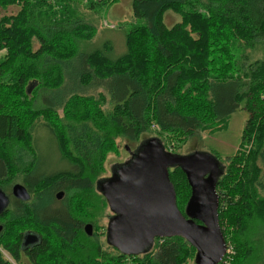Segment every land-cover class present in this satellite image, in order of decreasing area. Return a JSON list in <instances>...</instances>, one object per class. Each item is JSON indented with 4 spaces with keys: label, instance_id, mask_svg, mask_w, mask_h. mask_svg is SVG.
<instances>
[{
    "label": "trees",
    "instance_id": "obj_1",
    "mask_svg": "<svg viewBox=\"0 0 264 264\" xmlns=\"http://www.w3.org/2000/svg\"><path fill=\"white\" fill-rule=\"evenodd\" d=\"M79 1L0 0V14L9 4H18L15 13L0 15V187L10 194L7 182L17 177L31 193L27 202L10 195L0 217L9 214L50 231V236L35 231L40 239L32 247L22 248L24 232L2 247L18 264H184L190 257L196 264V249L180 236L156 237L147 251L132 254L105 239L115 251L109 253L93 232L89 236L81 231L82 221L68 200L70 195L89 198L94 183V194L109 208L95 188L103 177H95L105 150L115 147L117 139L129 144L136 137L138 143L150 137L161 141L152 129L179 132L185 138L216 131L245 100L248 116L242 138L250 147L247 156L237 151L233 155L245 162L224 165L216 182L219 225L234 227L227 230L232 253L217 264H264V0H131L133 17L146 23L123 33L125 51L116 57L109 40L80 51V41L90 40L94 28L74 15ZM85 1L86 9H94L118 0ZM166 11L179 20L167 25ZM219 43L247 49L258 45L262 54L248 64V72L243 68V74L235 76L229 73L233 64L225 59L231 47L220 50L223 57L217 58ZM68 70L74 83L67 91L72 92L50 102L45 95L60 93ZM180 82L185 85L182 92L177 90ZM89 85L107 92L108 108L102 93L95 99L80 91ZM258 90H263L259 99ZM57 105L67 107L59 117L63 146L45 116L54 114ZM169 169L178 201L177 187L184 184L188 193L190 187L179 166ZM228 174L240 175L231 182L230 192H239L230 200L228 191L219 190ZM58 190L64 192L61 200L54 196ZM186 200L178 201L183 214ZM222 233L229 249L226 231ZM0 264L12 263L0 254Z\"/></svg>",
    "mask_w": 264,
    "mask_h": 264
},
{
    "label": "water",
    "instance_id": "obj_2",
    "mask_svg": "<svg viewBox=\"0 0 264 264\" xmlns=\"http://www.w3.org/2000/svg\"><path fill=\"white\" fill-rule=\"evenodd\" d=\"M179 166L190 187L184 214L176 206L175 190L168 171ZM112 176L100 178L96 190L106 198L108 216L106 241L125 254L147 251L158 237L180 236L196 249V264H217L225 255L226 243L219 225L216 182L223 172L211 155L194 152L178 155L166 151L156 137L139 142L128 163L111 166ZM15 199L27 201L30 194L21 183L11 186ZM63 191L56 192V199ZM9 196L0 188V215L9 205ZM1 227V226H0ZM92 234L90 223L83 226ZM40 236L26 231L22 248L38 243Z\"/></svg>",
    "mask_w": 264,
    "mask_h": 264
},
{
    "label": "rangeland",
    "instance_id": "obj_3",
    "mask_svg": "<svg viewBox=\"0 0 264 264\" xmlns=\"http://www.w3.org/2000/svg\"><path fill=\"white\" fill-rule=\"evenodd\" d=\"M130 1L131 0H118L116 3L113 4V6L110 5L108 7H96L94 9H91V8L86 9L87 2L85 0H81L78 2L80 7L73 8L74 15L77 17H80L84 22H86L88 25L94 28V32L90 40L80 41V51L81 52L86 53L93 49H96L100 47L104 41H107V40L114 43V51L112 52L113 57L119 56L125 51L123 33L127 31L131 26L143 25L146 23L143 18L133 17L132 12H131ZM17 6L18 4L16 3L12 5L9 4L5 8V10H1V14L15 13L18 9ZM69 6H71V2L65 5L66 8ZM178 20H179L178 15L172 13L171 11L165 12L164 22L167 25H171L172 23ZM208 36H211V35H208ZM215 39L217 40V38ZM218 41H220V39H218ZM37 46H38V43H34V48H36ZM229 47L231 48L230 50L225 52V56L227 54H229L230 56L227 55L228 58H225V59L227 60V62L229 61L233 64L230 66L229 73L235 76L237 75V73L240 75L243 74L244 72L243 68L245 69L246 72H248L247 70L250 65L249 63H253L254 60L261 57V54H262L261 47H259L258 45L252 49H247V47H244V46L240 48L238 43H236L235 46H233V43L228 44L226 46L225 45L223 46L221 43H219V46L216 47V52H215L217 58L223 57V54L220 52V50L224 51L225 49H228ZM244 55H245V58H244ZM66 76L67 77L63 83V84L65 83L66 84L62 89H60L61 91L58 95L55 93L50 94L48 92H42L45 94L48 93L45 96L48 98L50 102L56 103L62 100L67 95V93L72 92V91H69L71 90V88H69L68 91H67V88L70 87L71 84L74 83L72 79L73 75L69 71V73L66 72ZM244 77L245 75H242V78ZM184 89H185V85L183 86V83L180 82L178 84L177 90L179 92H182L184 91ZM38 90L39 88L36 86L32 90L31 96L32 97L35 96ZM80 91L81 92L84 91L86 95H92L93 97H95V99L97 98V94L102 93L105 96V103H104L105 107L108 108L111 105L107 92L100 87H93V85H89L87 89L81 88ZM262 91L263 90L257 91L259 93L257 95L258 99L260 96H262L261 94ZM55 107L56 109H53L54 114H50V115L46 114L45 116L47 118V121H49L50 124L57 131V137H58L59 143L61 144V146H63L65 137L63 136V134H61V129H60L59 124L62 120L60 121L59 117L65 115V113L67 112V107L64 105L63 106L57 105ZM247 116H248V112L245 109V100H244V102L241 101V105L237 109H235L233 112L230 113L229 117H227L226 119L222 121V123H224L223 126L219 127V129L216 131H212V132L201 131L199 132V135L191 136L189 138L187 137L185 138L183 135L179 134V132H168V133L162 132L161 133L159 131H156L158 129H152V132L154 134H157V136L161 138V141H162L161 143H163V146L167 151L171 153H178V155H188L194 152H201V153L211 155L217 161L219 170L221 171L224 165L226 168H228L230 164L231 166H234V165L242 166L245 162V158L241 157L242 162L239 163V159L234 160L233 155L237 151L241 153L243 156H247L250 143L247 142L246 140H243L242 138L243 128H244ZM149 134L153 135L152 133H149ZM242 140L245 142H243ZM138 141H139L138 137H136L135 141L132 142L133 144H129L124 140L117 139L115 142V147L110 146L108 149L105 150V153H104L105 156L103 158L102 167L97 172L98 176L96 175L95 179L97 177L109 176L110 166H112L113 164H117V162H121L122 160L128 157V153L124 151L123 146L128 145L129 147L133 148L138 143ZM63 152L66 155L65 149L63 150ZM66 156H69V155H66ZM239 176L240 175L233 177V175L228 174L226 179L222 180V183L219 187V190L221 191H225V190L226 192L228 191L227 194L229 195L227 198L229 200L234 199V196H237V195H233V194H237L239 192V191L237 193L230 192V189H229L230 186L232 185L231 182L234 184L235 179L238 178ZM17 182L21 183L19 178L17 177L13 180H9V182H7L8 186L6 187L10 188L12 184L17 183ZM44 185L45 183L42 184V186ZM42 186H40L39 188L42 189ZM177 191L179 193V195H177L178 201L183 202L186 199H188L186 198V196L190 192L189 193L187 192V188L184 186V184H180L179 187H177ZM37 192H39V190H37ZM226 192H224V194H226ZM94 193H96V191L94 190V183H93V192L89 194V198L87 196L84 199H79L77 197H71L72 195H70V198L68 200L69 207L72 213L76 217L81 219L82 221L81 231L82 232L84 231L83 225L85 223H90L92 227L93 236L98 239L99 243L103 245V248L107 252L113 253L115 252L114 249L109 247L105 243V239H106L105 228L109 220L108 216L112 215V212L108 208V206H105V204L103 206L102 202L100 201V197ZM261 196L264 197V194ZM63 197L64 196H62L60 200ZM91 197L93 200L91 199ZM178 201H176V206L178 205L180 206V203ZM185 203L186 202H184V205ZM179 206L177 208H179ZM218 206H219V202H218ZM0 225H1L0 254L2 255L4 259L8 260L12 264H18V263H16L11 258L10 256L11 254L5 248L2 247L5 244V241L12 242L14 237H16L21 232H25L27 230L28 231L33 230V231L40 232L43 236H50L49 229L40 227L38 225L36 226L31 221H25L24 219H14L13 217L10 218L9 214H4L0 217ZM233 228H234L233 226H230V224H227V223H224V225H222L221 227L222 231L223 230L224 232L226 231L229 246L232 244L231 239H230L231 232L227 230H230V231L234 230ZM229 250H232L231 246ZM20 256L23 257V255H20ZM186 261L187 263L189 262L193 264V258L191 259V257L187 260L185 259L184 264L186 263Z\"/></svg>",
    "mask_w": 264,
    "mask_h": 264
},
{
    "label": "flooded vegetation",
    "instance_id": "obj_4",
    "mask_svg": "<svg viewBox=\"0 0 264 264\" xmlns=\"http://www.w3.org/2000/svg\"><path fill=\"white\" fill-rule=\"evenodd\" d=\"M139 145V143H137L133 148H131V147H129L128 145H124L123 146V148H124V151L126 152V153H128V157L127 158H125L124 160H122L121 162H117V164H122L123 165V163H128L131 159H132V156H133V154H134V151H135V149L137 148V146ZM114 165V164H113ZM112 165V166H113ZM110 169H111V166H110ZM112 176V173H111V170H110V175L109 176H107V177H105V178H110ZM19 183V182H18ZM22 184V183H21ZM13 185V184H12ZM11 185V186H12ZM23 185V184H22ZM1 188V187H0ZM2 189V188H1ZM27 189V188H26ZM3 190V189H2ZM4 191V190H3ZM28 191V190H27ZM60 191V190H59ZM8 196H9V198H10V195H11V187H10V194L8 193V192H6V191H4ZM29 192V191H28ZM58 192V191H57ZM64 193V192H63ZM29 194H30V198H29V200L31 199V193L29 192ZM56 194V193H55ZM12 196V195H11ZM55 196V195H54ZM13 197V196H12ZM14 198V197H13ZM55 199H56V197H55ZM17 200H19V199H17ZM29 200H27V201H29ZM56 200H60V199H56ZM21 201V200H20ZM27 201H23V202H27ZM1 226V225H0ZM84 226V225H83ZM1 228V227H0ZM28 231V230H27ZM30 232L32 231V230H29ZM26 232V231H25ZM32 232H35V231H32ZM36 233V232H35Z\"/></svg>",
    "mask_w": 264,
    "mask_h": 264
},
{
    "label": "built area",
    "instance_id": "obj_5",
    "mask_svg": "<svg viewBox=\"0 0 264 264\" xmlns=\"http://www.w3.org/2000/svg\"><path fill=\"white\" fill-rule=\"evenodd\" d=\"M229 253H232V251L229 250V249H227V246H226V252H225V255L224 256L228 255ZM224 256H223V258H224ZM223 258H222V260H223Z\"/></svg>",
    "mask_w": 264,
    "mask_h": 264
},
{
    "label": "crops",
    "instance_id": "obj_6",
    "mask_svg": "<svg viewBox=\"0 0 264 264\" xmlns=\"http://www.w3.org/2000/svg\"><path fill=\"white\" fill-rule=\"evenodd\" d=\"M130 4H131V1H130ZM113 6V5H112Z\"/></svg>",
    "mask_w": 264,
    "mask_h": 264
}]
</instances>
